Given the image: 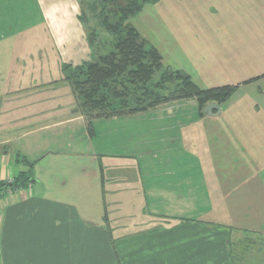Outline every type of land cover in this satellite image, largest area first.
Returning a JSON list of instances; mask_svg holds the SVG:
<instances>
[{"label": "crops", "instance_id": "0c3cea01", "mask_svg": "<svg viewBox=\"0 0 264 264\" xmlns=\"http://www.w3.org/2000/svg\"><path fill=\"white\" fill-rule=\"evenodd\" d=\"M58 10L49 7L52 43L45 55L57 58L53 63L61 70L62 85L68 83L63 67L85 62L91 50L78 0H65V13L59 14L66 24L70 20V32L56 20ZM131 23L158 49L163 66L184 71L201 88L235 87L227 100L217 103L219 112L196 109L213 123L198 150L208 152L205 174L213 176V189L207 192L210 219L180 215L186 200L183 192L177 193L181 176L172 180V166L185 168V163L177 158L168 159L170 167L162 177L153 178L150 172L143 176L133 160L122 159L120 153L102 154L81 134L88 139L87 151L68 158L71 168L82 166L78 181L62 164L69 156L62 144L70 146L74 140L66 136L53 147L58 136L50 134L75 121L84 133L88 119L113 124L131 115L89 118L75 114L72 101L57 115H43L33 111L31 103L36 81L14 78L6 90L0 89V184L14 180L20 186L12 192L0 190V264H264V0H156L144 4ZM234 93L238 95L232 98ZM186 101L197 106L193 99ZM99 155L104 159L98 163L101 189L89 191L86 173L93 171L90 160L97 161ZM116 166H133L134 173L125 180L116 178L123 185L107 188L114 179L105 181L104 170ZM155 181L158 184L150 186ZM92 183L95 188L96 181ZM125 186L129 189L123 190ZM64 189L70 198L55 194ZM108 193L116 194L109 201L115 213L107 209ZM91 203L103 206L106 220L115 217L119 205L138 204L128 210L130 219L147 206L148 220L155 217L154 222L120 233L113 241L112 232L121 224L107 226L84 218L89 215L80 206ZM113 242L120 243V253L109 247Z\"/></svg>", "mask_w": 264, "mask_h": 264}, {"label": "rangeland", "instance_id": "374dc122", "mask_svg": "<svg viewBox=\"0 0 264 264\" xmlns=\"http://www.w3.org/2000/svg\"><path fill=\"white\" fill-rule=\"evenodd\" d=\"M49 7L59 8L56 20L61 21L64 29L69 30L70 20L66 24V19L59 17V14L65 13L62 10L65 7V0H0V89L6 90L10 85V81L14 78L22 80V77H32V80L36 81L35 85L32 86L34 88L31 102L34 105L33 111L40 114L43 112V115H57L67 108L66 106L69 105L67 102L72 101V111L75 114H80L82 111L74 91L71 90V86L68 83H63L62 85L58 83V79L61 77V70L54 65L53 54L45 55V49L50 48L49 45L52 43L51 34L49 33L52 30L50 31L49 23L53 14L49 12ZM92 7L93 4H88V10H84L83 16L86 18L85 16L87 15L89 24L94 26L95 21L89 15L92 12ZM67 10L69 11L68 6ZM81 28L84 32L83 23L81 24ZM57 32H63V29H59ZM96 32L95 48L93 49L90 46L91 52L89 51L87 60H95L98 53H104L110 49L111 34L100 27H96ZM36 46L38 48H35ZM33 50H35V53H30ZM54 59L57 61V58ZM86 59L83 61H87ZM70 92L73 93V98ZM237 95V93H234L232 98H235ZM23 98V94H19L18 99L22 100ZM186 100L190 99L171 100L161 103L150 107V109L148 108L144 113L139 112L127 117L128 119L123 118L120 121H115L113 124L101 123L100 121L93 122L92 119H88L84 133L81 132V123L75 121L72 124H67L65 127L57 128L55 134H50L58 136L53 138V147L61 145L59 141L61 139L64 141L66 136L74 140L72 144L69 143L70 146L65 143L62 144L68 151L66 155H69L68 157L64 156L68 163L64 162L62 164L67 166L68 173L75 175L78 181L83 177L82 166H72L71 168L68 165L70 164L68 158L77 156L75 154L77 151H81L80 153L86 152L88 145L86 140L88 139H91V142H93L90 147L93 148L95 146L97 151H101L102 154H108V152L120 153L122 154V159L127 161L133 160L136 164L134 168H136L137 173H141L143 176L146 175V172H150L153 178L162 177L170 167L168 159H180L182 162L184 161L185 168L182 166L178 169L179 164L177 167L172 166L176 169L174 170L172 180L175 176L179 178L181 176L180 187L177 193L181 195V192H183L186 200V206L183 205L185 209L180 215H183L188 220L201 217L203 219H210L211 215L207 211L210 200L207 192L210 193L213 189V176L210 175L212 174L211 172L210 174H205L206 166L204 165V158H208V152L205 153L206 150H203V153L200 154L198 150L202 140L206 139L207 133L211 125L213 126V123L207 122L208 119H204V116L196 114L198 106L188 104ZM60 130H63V133ZM81 134L88 135L89 138L85 139ZM43 136L48 135L43 133ZM176 138H179V140ZM181 138H183L182 142H180ZM152 151L155 156H153ZM152 157L155 158L151 160ZM97 158V161H94V159L90 160L93 171L89 170L86 173L90 179V182L86 185L89 191L101 189V181L97 178L101 174L98 163H103L104 159L101 155L97 156ZM117 160H120V158ZM117 168L118 166L104 170L103 177L105 181L110 176L114 179L111 184L107 182V188L123 185L119 184L116 178L124 179L123 177L134 173L133 166H122L118 170ZM92 181H96L95 188ZM129 181H131L130 178ZM157 184V181L151 182L150 186ZM59 185L61 187L67 186L61 182ZM68 185H70V182ZM124 189L129 188L125 186ZM54 191H56V195L70 198L69 193L65 189ZM122 194L127 195V192L125 191ZM109 195L110 193L106 197L107 209L115 213L116 210L112 211L113 208H111L112 206L109 204V201L114 200L116 194ZM121 196L120 194L118 198ZM211 200L213 199L211 198ZM216 204H221V202L218 201ZM137 205L133 203V207L130 208H128L126 203L125 205L117 206V213L110 220L103 218V206H96L91 203L90 206L81 205L80 208L84 209V211L87 210L85 211V215L89 216H84V218L94 221L98 219L100 223L107 226H112L114 223L121 224L119 229H114V232H112L114 241L117 235H121L120 233L123 235V233L138 230L144 225L154 222L155 217H152L153 220H148L147 206L140 207L142 208L141 212L134 213L130 219L128 210L138 207ZM168 206L165 208L166 213L170 211ZM99 207L100 214H97ZM214 214H220V212L216 211ZM106 245L107 243L105 247ZM113 245L120 253V243H109V247L114 252ZM119 255L123 258L122 254ZM115 259L117 262V258ZM122 263L124 262L122 261Z\"/></svg>", "mask_w": 264, "mask_h": 264}, {"label": "trees", "instance_id": "16d2710c", "mask_svg": "<svg viewBox=\"0 0 264 264\" xmlns=\"http://www.w3.org/2000/svg\"><path fill=\"white\" fill-rule=\"evenodd\" d=\"M156 0H78L89 45L94 49L96 27L111 34L110 49L98 53L95 60L65 65V79L73 88L79 107L89 118L133 115L171 100L193 99L198 109L209 102L222 103L234 86L199 87L179 69L163 66L158 49L144 39L131 18L146 3ZM93 4L89 24L84 10ZM90 47V48H91ZM202 113V112H201ZM20 181V180H19ZM12 180L0 184V190H14Z\"/></svg>", "mask_w": 264, "mask_h": 264}, {"label": "water", "instance_id": "95a60500", "mask_svg": "<svg viewBox=\"0 0 264 264\" xmlns=\"http://www.w3.org/2000/svg\"><path fill=\"white\" fill-rule=\"evenodd\" d=\"M220 109L221 108H220L219 104H217L216 102H209L202 107V112L207 113V114H211L212 110H216L217 112H219Z\"/></svg>", "mask_w": 264, "mask_h": 264}, {"label": "built area", "instance_id": "2783aa9c", "mask_svg": "<svg viewBox=\"0 0 264 264\" xmlns=\"http://www.w3.org/2000/svg\"><path fill=\"white\" fill-rule=\"evenodd\" d=\"M9 192H12L13 190L8 189Z\"/></svg>", "mask_w": 264, "mask_h": 264}]
</instances>
